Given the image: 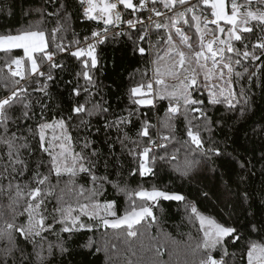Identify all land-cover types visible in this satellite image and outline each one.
<instances>
[{"label": "snow or ice", "instance_id": "1", "mask_svg": "<svg viewBox=\"0 0 264 264\" xmlns=\"http://www.w3.org/2000/svg\"><path fill=\"white\" fill-rule=\"evenodd\" d=\"M73 11L96 22L90 34L81 38ZM23 14L31 17L26 24L0 32V264H64L72 238L101 227L119 231L89 237L84 247L95 243L107 254L109 236L139 233L142 249L144 239H158L147 264H264V218L249 212V223L240 221L252 199L251 161L214 139L226 124L214 118L217 106L242 117L253 87L264 92V0H78V8L76 0H40ZM120 42L144 61L130 73L122 109L109 103L97 76L100 47ZM61 84L67 109L53 92ZM225 155L242 174L235 186L209 189L201 180L218 172ZM165 165L182 186L195 185L192 199L158 184ZM131 177L141 178L134 188ZM109 189L126 198L122 215ZM213 197L227 223L198 210ZM161 201L178 202L195 232L180 233L187 237L182 261L180 242L161 227ZM245 228L262 242L246 239ZM165 245L167 261L159 259Z\"/></svg>", "mask_w": 264, "mask_h": 264}, {"label": "trees", "instance_id": "2", "mask_svg": "<svg viewBox=\"0 0 264 264\" xmlns=\"http://www.w3.org/2000/svg\"><path fill=\"white\" fill-rule=\"evenodd\" d=\"M39 3L40 0H0V5L4 6V8L0 10V32L9 29L15 30L19 28L21 24H26L31 17L24 16V10L29 7L38 6ZM76 4L78 8L77 0ZM8 6H10V8ZM8 11H11L12 14L8 15ZM72 15L73 27L81 34V38L86 32L90 34L88 30L95 26L96 22H89L77 18V11H73ZM125 18L127 19L128 17L126 16ZM100 27H103V25H100ZM211 27L214 28L215 26ZM194 31L195 30L192 29L193 33ZM145 47H147V45H145ZM15 54L22 55L23 53L22 50H15ZM100 57V71L97 72V76L104 85V93L109 103L114 108L122 109L127 103L126 92L131 86L130 73H133L137 68H143L144 61L141 60L138 52L133 53L130 43L125 44L123 42L102 45L100 47ZM147 59L148 57L145 56V60ZM149 75H151V73H149ZM137 79H139V77H137ZM132 83H134V81ZM168 83L171 84L173 81L169 80ZM245 87H248L246 83ZM53 92L59 93L63 107L67 109L69 100L68 91L65 90V86L61 84L59 89L53 88ZM204 95L206 97V93ZM250 96L251 109L242 117L239 115V112L225 113L223 106H217L214 113V118L223 116L226 121L222 129H217L214 139L220 142L222 148L226 146L228 153L238 155L245 161H251L253 173H249L247 188L248 191L252 193V199L249 202L250 207L245 205V210L240 215V221L243 224L249 223L250 218L246 219L249 212L253 213L257 220L264 218V203L260 200V193L264 191V175L261 174L264 163L259 159L260 152L264 150V142L261 135L257 134L260 132V129L264 127V92L258 87H253ZM166 106L167 101L161 102L160 111L158 113L159 116H163ZM152 122H156L155 117L152 118ZM97 139L99 141L102 137H97ZM182 158L181 154L179 159ZM172 163L175 164L177 161H173ZM215 166L218 168V172L202 178L201 183L206 184L209 189L216 191L222 189L229 182L235 186L237 175L242 173L232 156L225 155L224 158L218 159ZM125 175H127V172ZM213 176L215 179L212 178ZM140 179L139 177H131L129 186L133 188L136 187ZM157 182L160 185H168L169 190H174L180 194H188L189 199L193 198L192 189L195 185L183 184L182 186V181L177 178L176 174L167 165H165L164 170L160 172ZM145 186L149 187L150 185ZM108 200H114L119 203L120 211L118 215H122L126 198L122 194L118 195L109 189ZM214 200L215 197L212 198V202L205 201L202 204H198V210L205 215L211 214L214 218H219L221 222L227 223V216L220 212L218 208H214ZM160 203L165 209V214L161 217V227L164 231L168 232L173 239L180 242L177 250L180 253L179 259L182 261L187 237L180 233L193 231L195 235V232L186 220L182 222L184 215L183 208L178 207V202L161 201ZM155 214L159 216V211L155 210ZM196 226L199 227L198 222H196ZM105 231L112 233L113 231L118 232L119 230H106L101 227L99 233L95 230L92 232L83 231L77 233L69 242L70 252L63 257L64 264H129V262H131V264H147L148 259L155 255L158 239H144L146 249L150 248L151 250L142 249L140 246L141 238L139 233L136 237H127L126 234L118 238L109 236L107 254L105 251L97 252L95 243L91 247L83 246L89 237H92L93 241L99 240L100 233ZM150 232L153 237H156L158 229L153 226ZM245 237L246 239L255 240L257 243L262 242L261 237L256 233H251L249 228H245ZM170 247V245H165L164 249H162L163 255L159 257V259L165 261L169 260L168 252ZM230 251H239V247H233ZM108 256L112 258L111 261L108 260ZM141 256H143V261H141ZM173 264H175V261H173ZM244 264H246V258Z\"/></svg>", "mask_w": 264, "mask_h": 264}, {"label": "built area", "instance_id": "3", "mask_svg": "<svg viewBox=\"0 0 264 264\" xmlns=\"http://www.w3.org/2000/svg\"><path fill=\"white\" fill-rule=\"evenodd\" d=\"M77 2H78V0H77ZM79 11L82 13V9H80ZM144 15H145V17H146V16H147V13H145ZM213 26H214V25H213ZM210 38H211V37H209V39H210Z\"/></svg>", "mask_w": 264, "mask_h": 264}, {"label": "rangeland", "instance_id": "4", "mask_svg": "<svg viewBox=\"0 0 264 264\" xmlns=\"http://www.w3.org/2000/svg\"><path fill=\"white\" fill-rule=\"evenodd\" d=\"M209 38V37H208ZM264 128V127H263ZM261 138H262V140H263V142H264V135H261Z\"/></svg>", "mask_w": 264, "mask_h": 264}, {"label": "crops", "instance_id": "5", "mask_svg": "<svg viewBox=\"0 0 264 264\" xmlns=\"http://www.w3.org/2000/svg\"><path fill=\"white\" fill-rule=\"evenodd\" d=\"M221 23H223V22H221ZM225 27H227V26H225Z\"/></svg>", "mask_w": 264, "mask_h": 264}]
</instances>
